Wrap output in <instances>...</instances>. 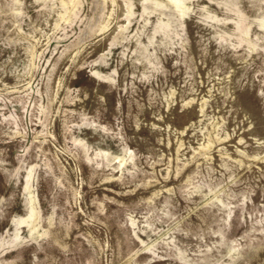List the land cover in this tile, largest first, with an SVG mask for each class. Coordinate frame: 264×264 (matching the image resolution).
Masks as SVG:
<instances>
[{
    "label": "rangeland",
    "instance_id": "1",
    "mask_svg": "<svg viewBox=\"0 0 264 264\" xmlns=\"http://www.w3.org/2000/svg\"><path fill=\"white\" fill-rule=\"evenodd\" d=\"M0 264H264V0H0Z\"/></svg>",
    "mask_w": 264,
    "mask_h": 264
}]
</instances>
